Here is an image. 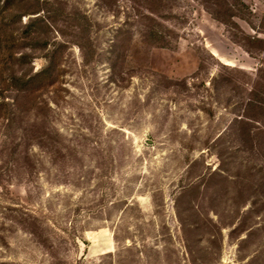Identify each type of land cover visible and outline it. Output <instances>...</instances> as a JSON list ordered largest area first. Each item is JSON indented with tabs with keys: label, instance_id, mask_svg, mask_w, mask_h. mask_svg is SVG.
Instances as JSON below:
<instances>
[{
	"label": "rangeland",
	"instance_id": "rangeland-1",
	"mask_svg": "<svg viewBox=\"0 0 264 264\" xmlns=\"http://www.w3.org/2000/svg\"><path fill=\"white\" fill-rule=\"evenodd\" d=\"M0 264H264V0H0Z\"/></svg>",
	"mask_w": 264,
	"mask_h": 264
}]
</instances>
